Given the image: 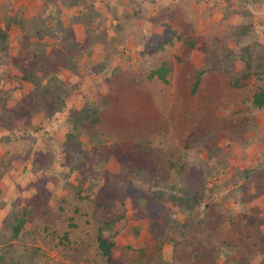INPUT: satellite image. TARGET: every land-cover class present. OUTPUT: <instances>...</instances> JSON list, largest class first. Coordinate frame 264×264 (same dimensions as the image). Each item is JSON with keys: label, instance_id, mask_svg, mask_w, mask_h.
Segmentation results:
<instances>
[{"label": "rangeland", "instance_id": "obj_1", "mask_svg": "<svg viewBox=\"0 0 264 264\" xmlns=\"http://www.w3.org/2000/svg\"><path fill=\"white\" fill-rule=\"evenodd\" d=\"M49 1L0 0V28L8 30L7 48L5 53L0 52V58L6 60L7 64L0 66V72L3 71L6 76L11 77L5 90H11L13 98L5 107L14 109L19 116L20 110L15 107V100L27 96L31 91V84L21 83L19 77L25 76L26 71L31 70L35 60L43 66L45 62H51L54 50L61 57L52 61L51 69L54 68L57 79L53 89L61 90L62 97L66 98L65 102L69 103L65 112H57L53 118H47L46 114L40 113L30 119V123L26 122L30 124L27 125L28 133L23 141L16 143L17 149L4 145L3 137H0V159L5 158V162H8L5 163L7 167L0 163V227L4 226V219L12 211L19 212L30 205L39 186L46 190L43 204L54 214L59 213L60 205L68 200L70 186H80L83 189L82 195L88 201L69 208V212L80 219L78 228L81 229L68 228L69 239L63 241L64 246H55V242L46 241L44 234L38 233L36 241L29 242L28 249L18 253H28L33 258L38 255L42 264H50L52 261L54 264H76L75 260L78 259L74 257L77 254L83 255V259L77 264H85L83 260L88 256L96 260L95 235L99 232L100 225L94 218L89 225H85L83 220L87 214H91L94 203L100 202L101 194L104 195V189L109 185L108 177L113 178L127 171L122 169L126 161L128 168L152 170L154 177L148 181L132 178L128 189L135 193V199L146 197L147 201L142 202L143 212L149 204L156 214L150 218L143 217L142 211L138 210L140 204L137 205L132 197L126 198L123 205L125 216L114 223L111 232L104 230V235L116 244L113 264L118 260L127 261V264H134L135 261L142 263L143 250L146 248L150 251L152 243L154 244L150 228L165 230L166 222L173 216L181 223L197 221L204 217L205 205L211 200L218 204L216 209L225 215L222 228H213L209 222L200 229L192 226L184 236L181 235L182 229H176L175 237L188 242L202 233L205 237L212 233L215 239L205 247H221L226 251L213 264H239L237 259L252 249V240L247 236L250 230L247 227L255 224V211L258 210L260 216H264L263 195L248 204L243 203L246 195H254L260 190L263 192V187L258 190L256 185L264 184V172L258 173L248 193H242L231 182L233 172L252 170L264 159V111L256 110L250 106V102L242 101L247 96L244 89L251 88L258 77L252 75V78L246 80L247 83L242 80L243 84H248V89H238L228 83L230 79L227 81L218 67L220 65L215 64L211 78H206L195 91L196 77H192V68L172 69L171 74L175 73L177 77L168 79L169 84L165 90L168 96L165 98L164 94H160V99L153 98L152 92L149 94V90L145 88H140L139 92L138 86L147 83L145 77L149 74L148 61L155 60L156 56L165 57V54L157 55L156 51L144 53L138 43L144 38L143 35L150 38L171 33L169 27L159 24L164 22L163 19L170 18L163 11V7L172 0H92L79 2L72 7H64L62 0H52L50 13L57 16L58 11H62L58 24L45 21L49 17L46 8L50 7L47 5ZM173 2L178 13V26L187 27L183 35L186 44L183 43L184 47L178 44L173 50L187 52L191 59L189 65L192 66L217 63V48L225 45V40L234 48V35L237 34V38L240 36L239 27L245 25L264 29V0ZM91 5L99 11V17L91 15L92 10L88 9ZM44 14L46 15L42 17ZM87 18L94 19L91 33L84 26L78 25ZM175 26L177 28V24ZM39 32L44 37L40 46L36 47V52L25 50V46L31 47L29 43H37L35 35ZM217 38L224 44H220ZM91 40L92 43H88ZM80 42L83 48L75 47ZM247 44L244 48L250 47L255 55L264 57V36L257 43L253 41ZM177 64V59L172 58V65L176 68ZM246 64L239 61L236 70L240 72ZM124 75L134 82V86L122 85L121 76ZM100 97L109 101H105L104 109L99 115L102 120L99 130L103 136L100 138L101 154L97 153V147L82 132L79 140L84 144L86 155L85 159L77 160L75 155L65 151L68 132L66 121L73 114L75 116L74 111H79L85 101L95 103ZM55 106L57 107V103ZM2 107L0 104V110ZM119 112L122 115L117 119ZM108 120L113 123L106 125ZM241 120L263 128L259 139L246 147L241 142L231 141L230 144L231 138L223 134L227 131L232 133L233 127H243L245 124ZM102 127H105V131ZM2 130L0 136H6L8 132ZM215 133L219 134L218 137ZM255 134L249 131L246 136L251 138ZM205 144L216 146L211 159ZM111 148L114 152H111ZM219 148L223 150L220 151ZM221 156H225L226 165L223 167L218 162ZM169 157L174 164L172 161V166L167 168ZM157 161L161 163L156 170L153 167ZM210 165L214 170L208 175ZM153 183L157 184L156 187ZM175 184L178 190L185 185L188 188L202 185L206 196L201 206L185 214L169 202L164 205L151 202L153 191H168ZM94 185V192L88 194V189ZM233 189L237 191V195L232 194ZM115 197L116 195H112L113 199ZM76 209L79 213L75 212ZM102 213L106 219L116 215L114 210ZM27 221L29 226L25 230L26 235L35 230L34 223L29 219ZM261 229L264 230V225ZM223 240L236 243L242 250L238 249L239 254L235 247L228 250V246L220 244ZM13 244L20 245V241ZM173 252V244H167L161 252L162 261L171 263ZM256 256L254 259L249 258L250 264H263L264 256Z\"/></svg>", "mask_w": 264, "mask_h": 264}, {"label": "trees", "instance_id": "obj_2", "mask_svg": "<svg viewBox=\"0 0 264 264\" xmlns=\"http://www.w3.org/2000/svg\"><path fill=\"white\" fill-rule=\"evenodd\" d=\"M92 0H62V3L64 4V7H72L78 5L79 2H89ZM173 0L171 3L164 8V12H166L168 15H170V18H166L162 24L167 28L169 27L171 30L169 34L163 33V35H158L156 37L151 36L150 38L146 35H143L144 38H141L140 43H138L143 48L142 51L144 53H148L147 51H156L158 54H165V57H157L153 61H148L147 64V74L146 81L147 83L145 85L138 86L139 92L140 88H145L146 90H149L152 92L153 98L160 99V94H164V97L166 98V95L168 94L165 92L166 85L169 84V78L173 79L177 77L175 73H172V69H182L184 67H190L192 68V77H196L195 82V91L197 88H199L200 85L203 84L206 78H211L212 73H214L213 65L217 64L219 69L222 71L225 75V79L228 81L229 84L232 85V87L238 88V89H244L247 88L243 84L242 80L246 82V80L252 78V75H256L258 79L254 82L255 84H252L251 88H247L248 90L244 89V91L247 92V96L244 100H242L244 103L250 102V106L256 110L264 111V57L260 54L255 55L251 50L250 47L244 48L245 45L247 46L248 42H255L257 43L259 39H261L264 36V29H255L253 27L248 26H241L239 27V35L238 38L235 36L234 40L236 46L231 48L228 44V40H225V45L219 46L217 48V56L216 60L217 63L214 62L212 64H202L201 66H192L190 64V56L185 51H174L173 48L180 44L181 46L186 44L185 40L183 39L185 36V32L187 31V27L185 26H178V13L174 9ZM50 7H46L49 12V17L45 18V21L49 22H56L58 24L61 21V15L62 11H58L57 16H53L52 13H50V9L52 7V0H50L47 4ZM88 9L92 10L93 16L99 17V11H96L94 9V6L91 5L88 7ZM95 12V14H93ZM46 14L41 15L44 17ZM94 18V17H92ZM87 18L82 23L79 22V26H84L88 33H91L90 30L92 28V22L94 19ZM48 19V20H47ZM14 21L16 19L14 18ZM171 21V23L169 22ZM182 21L180 20V23ZM193 22V20H192ZM76 23V22H75ZM177 24L174 27V25ZM187 24V23H186ZM194 24V23H193ZM60 25V24H59ZM196 24H194L195 26ZM182 27V28H181ZM254 30V31H252ZM8 30L1 29L0 28V52L3 53L7 48L8 43ZM238 32V30H237ZM253 32V33H252ZM37 37L38 41L37 43H29L31 46L24 47L26 49H30L31 52L34 50L36 52V47L40 46V43L44 37L40 32L35 35ZM74 38V36H72ZM225 37V35H224ZM25 39V38H24ZM216 39V38H215ZM220 44H224L219 38H217ZM28 41V39L26 38ZM184 40V41H183ZM231 42H233L231 40ZM88 43H92L91 41H88ZM184 43V44H183ZM234 44V45H235ZM188 45V42H187ZM250 45V44H249ZM75 47H82L81 42L76 43ZM74 47V48H75ZM183 49V48H182ZM39 50H37L38 52ZM55 53H52V57L50 61L45 62L44 66L37 63V61H33L31 70L26 71V75L23 77H19L22 82H29L31 84V91L26 96H23L19 100H15V107L19 108L20 114L19 116L15 113L14 109H9L8 107H5L7 102L12 98V92L11 90H5V85L7 81H10V76H6L5 72H0V104L3 105L2 109L0 110V135L2 134L4 129L7 131V135L3 134L0 136L2 138L3 144L6 146H12V149H17L16 143L21 142L25 139L26 133H28L29 126L27 125L30 123V119L33 117L38 116L40 113L46 114L47 118H53L54 115L57 112H65V110L68 107L69 103L65 102V97H62V91L53 89L54 85L57 83V79L54 75L55 71L51 69L53 67V59L58 58L61 56L57 55L56 50H54ZM5 53V52H4ZM147 55V54H146ZM145 55V56H146ZM147 57V56H146ZM172 58L177 59L179 64H177L176 68L172 65ZM219 61V62H218ZM239 61L246 62V66L242 67L240 72L236 70V67L238 66ZM146 62V61H145ZM3 64H7V61L3 58H0V66ZM168 64H170L168 66ZM56 66V64H54ZM103 68V67H102ZM100 68V70H102ZM190 73V74H191ZM119 76V75H116ZM123 78V84L122 85H133L134 82L130 81L129 78L124 75L121 76ZM233 77V78H232ZM136 79V78H135ZM46 80V82H45ZM247 83V82H246ZM257 83V85H256ZM21 89L22 85L20 84ZM159 95V96H158ZM5 97V98H4ZM251 99V100H250ZM108 99L104 100V97H100L97 102L92 103L91 101H85L83 103V106L79 111H74L75 116L70 118L68 117V121H66V126H68V132H67V141L65 144V151L70 152L72 155H75V158L77 160L85 159L84 155H86L85 151L83 150L84 144L82 141L79 140V137L81 136L80 133L84 132V134L90 138L89 140L94 143L95 149H97V153L101 154V141L100 138H102V134L100 133L99 126H101L100 123V113L102 109H104V103ZM109 103V101H107ZM57 103V107L55 104ZM120 113V112H119ZM121 113L118 115V118H121ZM26 124V122H28ZM32 121V120H31ZM102 121V120H101ZM242 122L244 120H241ZM113 123L109 120L105 123L106 125H111ZM245 125L243 127H233L234 131L231 133L229 131L223 132L226 136H229L230 144L232 142H241L243 143V147L248 146L252 142H255L259 139L260 134L263 131V128L258 127L254 125L253 123H249L247 121L243 122ZM30 125V124H29ZM105 131V127H102ZM243 128V129H242ZM38 128H35L37 130ZM249 131H253L256 134L254 136L247 137ZM218 134V133H217ZM216 137H218V135ZM222 134V135H223ZM264 143V139H263ZM119 146V145H118ZM206 151L209 154V158H213L212 154L215 150L214 147L210 146L209 144H205ZM119 148H122L119 146ZM103 149V147H102ZM220 151H222V148H219ZM111 152H114V150L111 148ZM161 153V152H160ZM88 154V153H87ZM165 155V154H164ZM225 155V154H224ZM160 157V156H159ZM120 158V157H119ZM161 157L160 159H163ZM15 159V158H14ZM156 159V158H155ZM122 160V159H121ZM161 161V160H160ZM172 158L169 157V164L167 165V168H170L172 166ZM219 165L221 167L226 165L225 162V156H221L218 158ZM1 166L7 167V163L5 162V158L0 159ZM6 163V164H5ZM161 162H156L154 164V167L156 170L159 168ZM174 164V161H173ZM6 165V166H5ZM127 162L124 161V165L122 166L123 170L126 169L127 171H124V174H118L115 177L109 176L107 179V184H109L105 190L104 195L101 194L100 202L94 203V207H92L91 214L86 215V219L83 220V223L90 224V220L92 218L95 219V222L98 223L100 226L99 232L97 235H95V243L96 245V251L95 252V259L93 260L91 256L86 257V260H83L85 264H98V262H102V264H113L115 262V258L113 256L114 249L116 247L115 241L112 239L107 238L104 235V230L112 231L114 223H117L121 220L122 217L125 216V210L123 209L124 201L127 197H132L133 199L137 198L135 193L130 191L128 189V184L132 180H149L154 175H152V170H143L142 168H128L126 167ZM0 166V167H1ZM209 170L207 172L208 175L213 172L214 167L211 165L208 166ZM121 169V170H122ZM1 170V168H0ZM165 170V169H164ZM167 170V169H166ZM264 172V159L261 160L258 164H256L252 170H240L237 173L233 172V175L231 177V182L234 186H238L239 190L242 191V193H248L249 187L252 186L253 180H255V177L258 175L259 172ZM260 172V173H261ZM123 173V172H122ZM133 178V179H132ZM243 180H242V179ZM132 179V180H131ZM243 183H242V182ZM111 183V186H110ZM157 184L153 183V186L156 187ZM258 187H263V192L257 191L254 195H246L249 197H244L243 203L248 204L251 200L254 198H259L260 196H264V184L257 183L256 185ZM177 185L173 186L168 191H153V201H151L153 204H160L164 205L166 203L172 204L174 207L178 208L182 213H189L194 209H197L201 206L202 200L205 198L206 193L204 191V187L202 185L198 186H191L188 188V186H184L182 189H176ZM94 186H91L90 189H88V194H91L94 192ZM198 190H194V189ZM43 186L38 187V192L33 196L31 199V203L28 207H25L23 210H20L19 212L12 211L11 214H8L6 218L4 219V226L0 227V264H42L41 258L36 255L35 258L31 257L28 253H18L19 251L23 250L26 251L25 248L28 249V243L29 242H35L36 241V235L38 233L44 234V238L46 241H49L52 243L55 242V246L62 245L64 246V242L68 240V234L70 233L68 228L74 227V229H77L80 227V219L74 215L73 213L69 212V208L72 206H77V204H84L88 201V198H84L82 195L83 189L78 186H70L69 191V198H67V201H64L60 206L61 208L58 209L59 213L54 214L51 209L46 208V205L43 204V197L46 192L44 190ZM112 192H111V191ZM238 190V189H237ZM212 193L214 190H211ZM232 194L237 195L236 190L231 191ZM2 193V190L0 188V194ZM43 194V195H42ZM112 195H116V197L113 199ZM146 196V194L144 195ZM146 197L135 199L137 202V205L140 204L138 210L140 209L141 215L145 218H150L151 216L154 217L155 210L151 209L150 205L148 204V208H146L145 212H143V203L144 201H147ZM134 200V201H135ZM73 205H72V204ZM106 203V204H105ZM155 204V205H156ZM217 203L211 200V202L206 203L204 208V217L197 219V221H187L185 223H181L180 221L176 220V216L170 217L168 222H166V229L159 230L150 228L149 232L152 234V240L154 241V244L152 243V248L150 251L148 249L143 250L142 254V263L140 264H166L162 261L161 252H163L164 247L167 244H173L174 252H173V261L168 264H213L215 263L216 259L219 257H222L224 254V249H221V247L208 249L205 246L210 243L212 239H215L212 233H208V235L205 237L203 233L201 236L193 237L192 240H178V238L175 237L174 230L176 229H182L181 235L184 236L185 233L192 228V226H196L198 229L202 227H205L207 223L211 222L214 228H222V224H224L225 215L224 213H220L216 207ZM107 206V207H105ZM78 212V209H76ZM109 210H114L116 212V215H114L111 219H106L103 216L102 211L107 212ZM38 212V213H37ZM79 213V212H78ZM29 219L34 223V229L32 231H29L30 233H27L26 235V228L29 226V222L27 221ZM255 224H249L248 229L250 230V234L247 236L252 240L251 247L252 249H249L247 251V254L244 252L240 257V259H237V262L239 264H250V260L256 258L257 254H260L264 256V230L261 229V226L264 225V216H260L259 211H255V217H254ZM81 229V228H78ZM77 229V230H78ZM207 230V229H205ZM200 231V230H198ZM68 233V234H67ZM117 235V234H115ZM253 235V236H251ZM247 236L245 235L244 237ZM92 237V236H90ZM26 238V239H25ZM20 241V245H15L13 242ZM94 244V243H93ZM222 246L226 245L229 248H236L237 253L239 254V251L242 250L240 247H237L236 243L231 244L229 241L223 240L220 242ZM240 249V250H238ZM227 250V249H226ZM226 252V251H225ZM82 258H81V257ZM249 256V257H248ZM74 259H78V261L75 260V263H80L83 259L82 254H77ZM98 260V262H97ZM127 261H120L118 260L116 264H127ZM50 264H54L52 261ZM134 264H139L138 262ZM262 264V263H261ZM264 264V262H263Z\"/></svg>", "mask_w": 264, "mask_h": 264}]
</instances>
